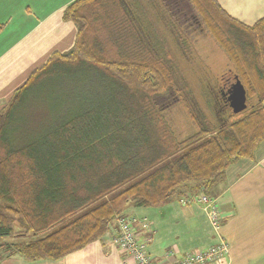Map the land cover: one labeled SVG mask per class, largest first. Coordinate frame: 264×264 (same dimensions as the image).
<instances>
[{
	"label": "trees",
	"instance_id": "1",
	"mask_svg": "<svg viewBox=\"0 0 264 264\" xmlns=\"http://www.w3.org/2000/svg\"><path fill=\"white\" fill-rule=\"evenodd\" d=\"M188 1L233 74L208 88L204 112L191 109L193 91L179 90L171 73L157 82L149 77L148 64L159 70L149 17L164 12L169 25L189 9L185 0H78L65 10L64 20L78 28L74 49L34 71L0 114V238L26 239L2 252L62 259L116 231L127 203L149 208L178 200L187 207L200 195L216 199L211 191L228 168L254 158L264 142V19L249 27L217 0ZM106 12L114 61L82 43L88 25L81 23L91 15L100 22ZM236 77L248 101L256 100L246 114L229 106L227 82ZM168 91L191 115L180 132L166 117L170 108L154 100ZM183 92L189 100L179 99Z\"/></svg>",
	"mask_w": 264,
	"mask_h": 264
},
{
	"label": "crops",
	"instance_id": "2",
	"mask_svg": "<svg viewBox=\"0 0 264 264\" xmlns=\"http://www.w3.org/2000/svg\"><path fill=\"white\" fill-rule=\"evenodd\" d=\"M78 0H0V113L14 93L54 54L70 52L78 28L65 21V10ZM234 19L252 27L264 19V0H217ZM189 189L197 187L192 184ZM226 219L222 236L230 255L219 264H264V142L252 160L228 168L211 191ZM122 215L134 218L139 239L157 264H170L189 252L214 245L203 207L174 200L162 207L127 203ZM117 221L113 226L116 227ZM22 238H0V246ZM0 264H133L115 243L114 232L59 260L29 261L0 249Z\"/></svg>",
	"mask_w": 264,
	"mask_h": 264
},
{
	"label": "rangeland",
	"instance_id": "3",
	"mask_svg": "<svg viewBox=\"0 0 264 264\" xmlns=\"http://www.w3.org/2000/svg\"><path fill=\"white\" fill-rule=\"evenodd\" d=\"M185 1L191 12L187 8L184 14L180 15L177 20H172V23L169 22V25L165 21L164 12L161 13V16L157 12L154 18L149 17L150 20L153 19L152 24L155 26L154 30L152 29L150 32L153 33L154 31L155 57L153 58H156V61L159 62L156 65V69L159 68L158 72L153 71L155 63L148 64L150 66L149 77L152 81L157 82L161 79V75H173L175 76V84L178 85L179 90L183 86L189 85L193 91L192 97L196 101L192 102L189 100L190 97L184 92L179 95V99L182 101L189 100L188 103L195 112L197 109H205L204 106H201V103L204 105L206 101H209L211 90L208 88L215 87L216 79L218 81L222 76L233 78V74L230 73L231 64L226 53L215 37L207 30L189 1ZM158 2L160 5L162 4V0H158ZM144 9L147 13L149 12L148 6L144 5ZM108 14L106 12V17L102 16L103 19L100 22L94 23L95 17L91 15L89 22L84 21L81 23L88 25V27L82 25L84 26L82 43L83 45L84 43H88L91 47V53L95 54L98 58L104 57L109 61H114L117 58L115 55L116 48L113 46V41L108 32L103 28V26L109 23L110 18ZM170 25H174V27H170ZM88 44L87 48L89 49ZM143 60L139 59L138 62H145ZM146 70L149 69L146 68ZM208 90L209 94L207 93ZM172 95H174L173 92L168 91L163 96L155 97L154 100L158 104L163 105L165 109L170 108L166 117L173 127H177L175 130L180 132L187 128V124L191 123V115L185 107L187 106L186 103L184 106L183 103L178 105L179 103L176 102L178 106H174L176 99ZM207 95L208 98H206ZM255 101L254 99L247 101L248 107L254 105ZM4 109L1 110V113ZM202 111L204 112V110ZM249 111L250 108L243 114ZM209 112H211L210 109L208 110ZM218 122V124L221 123V121Z\"/></svg>",
	"mask_w": 264,
	"mask_h": 264
},
{
	"label": "built area",
	"instance_id": "4",
	"mask_svg": "<svg viewBox=\"0 0 264 264\" xmlns=\"http://www.w3.org/2000/svg\"><path fill=\"white\" fill-rule=\"evenodd\" d=\"M190 201L203 207L211 232L217 242L207 248L189 252L180 259H175L173 254L169 256L172 258L170 264H219L230 255V245L221 234L222 223L226 216L220 210L216 199L200 195ZM135 223L136 220L130 217L117 219V229L116 231L112 230L116 245L123 253L127 254L133 264H157L154 257L148 252L146 243L137 236Z\"/></svg>",
	"mask_w": 264,
	"mask_h": 264
},
{
	"label": "water",
	"instance_id": "5",
	"mask_svg": "<svg viewBox=\"0 0 264 264\" xmlns=\"http://www.w3.org/2000/svg\"><path fill=\"white\" fill-rule=\"evenodd\" d=\"M229 106L235 115L247 110V92L241 81L236 77L235 82L227 90Z\"/></svg>",
	"mask_w": 264,
	"mask_h": 264
},
{
	"label": "flooded vegetation",
	"instance_id": "6",
	"mask_svg": "<svg viewBox=\"0 0 264 264\" xmlns=\"http://www.w3.org/2000/svg\"><path fill=\"white\" fill-rule=\"evenodd\" d=\"M227 84H229V86L230 85H232L233 84V82H231L230 80L227 82Z\"/></svg>",
	"mask_w": 264,
	"mask_h": 264
}]
</instances>
